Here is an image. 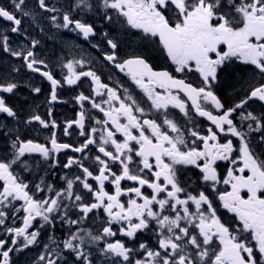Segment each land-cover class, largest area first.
I'll use <instances>...</instances> for the list:
<instances>
[{
    "label": "snow or ice",
    "instance_id": "1",
    "mask_svg": "<svg viewBox=\"0 0 264 264\" xmlns=\"http://www.w3.org/2000/svg\"><path fill=\"white\" fill-rule=\"evenodd\" d=\"M37 2L40 9L59 13V16H51L53 22L60 21L55 24L57 28L71 26V30H79L86 39L96 35L93 24L75 19L70 12L52 7L46 0ZM12 5L15 11L0 6V18L11 22V31L15 33L21 31V19L17 18L16 11L23 16H32L33 20L35 16L23 7L25 0H12ZM74 7L87 11L94 7L102 8L104 19L110 23L119 22L123 17L127 26L139 30L138 39L145 47L153 46L175 66V73L195 72L201 81L200 85L193 86L166 69L154 70L142 55L120 60L118 41L104 32L110 48L105 59L120 72H126L143 90L151 102L146 110L127 90L125 97L121 98L115 89L102 83L94 71L78 72L77 65L82 67L83 61L68 62L67 85H76L81 77H90L96 86V96L103 97L105 92L101 90H106L107 99L101 102L82 93L76 97L81 103L91 99V106L103 113L105 119L96 120L99 127H92L86 135L83 131L85 113L81 111L74 123L86 139L81 146L74 148L58 143L54 134L52 148L49 149L33 140L21 139L18 129L11 130L15 135L10 142L11 158L0 160V180L4 182L0 185V226H5L9 235L24 238L23 242L15 238L11 240L13 246L19 244L15 250L28 248L37 242L39 230L28 232L37 217L54 224V214H62L61 219L78 225L87 219L89 213L102 209L107 214V226L100 234L78 229L63 242V247L74 253L80 264H93L92 252L90 247L86 250V243L95 245L96 251L108 264H264V159L253 151L248 139L249 133L260 132L259 142L264 143V115L240 113L244 121H251L247 124L248 133L238 130L232 118L233 113L243 109L249 101L264 102V0H97L95 5L91 0H76ZM109 10L114 11L115 21ZM36 43L33 41L32 46L35 47ZM0 45L11 56H23L28 69L41 72L36 65L44 64V61L37 60L33 51L12 50L6 35H0ZM236 62L253 66L261 82L251 86L240 103L226 107L215 88L221 73ZM41 74L51 82V101H56V89L63 87L61 81L55 79L50 71ZM17 88V83L0 84L2 93H13ZM32 90L35 93L41 91L39 87ZM181 92L191 101L195 112L207 117L219 132L238 137L240 147L234 148L230 139L221 143L217 132L211 128L207 135L192 130L190 136L194 139L186 140L181 126L170 118L168 112L172 107L184 117L189 116V105L181 99ZM114 102H118V106ZM202 102L221 110L220 114L214 115ZM103 104L108 108L105 109ZM0 113L18 119L17 112L6 104L3 96H0ZM33 121L44 128L50 127L40 115H33L25 123ZM51 126H56L55 121ZM71 126L69 123L65 128L66 134ZM5 128L6 125L0 122V129ZM117 134L122 136V140L117 138ZM197 141L202 142V149L197 146ZM89 145H94L102 154L94 157L98 174L90 171L80 160L69 158L64 167L75 164L82 173L75 180L65 178L66 187L62 191L51 185H35V191L30 192L28 184L14 174L13 165L22 162L21 158L26 154L39 153L45 159H51L52 153L63 149L72 148L75 152L84 153ZM234 151L238 157H233ZM217 161H229L234 166L227 170L226 178L220 176ZM238 162H242V166L236 167ZM187 166L199 169L203 181L211 182L208 186L214 192L221 182L231 186V191L217 195L222 207L238 218V225L229 226L222 222L212 199L204 191L193 195L182 186L178 172ZM88 178L98 186L90 184ZM76 181L94 196L95 202H83L84 197L73 190ZM123 181H131L133 185L122 186ZM106 182L114 185V192L105 189ZM146 189L151 191L146 192ZM242 191L245 195H241ZM40 192L52 195L37 198L36 194ZM121 197H127L126 201ZM65 200L73 201L71 207L82 213L78 219L68 216L69 206ZM16 201L23 203L17 207ZM191 205H194V210ZM20 211L26 213L22 218L23 227L6 226V221L12 218L9 212L16 214ZM112 224H120L123 235L132 239L137 233L152 232L157 237V247L150 248L140 243L144 258H134L136 249L123 241L110 242L107 239L117 235ZM100 242H103V247L99 246ZM6 243L8 241L0 239V264H12L10 253L14 248H5ZM39 260L46 261V264H58V261L66 264V258L59 253L55 259L41 255Z\"/></svg>",
    "mask_w": 264,
    "mask_h": 264
},
{
    "label": "flooded vegetation",
    "instance_id": "2",
    "mask_svg": "<svg viewBox=\"0 0 264 264\" xmlns=\"http://www.w3.org/2000/svg\"><path fill=\"white\" fill-rule=\"evenodd\" d=\"M56 2L68 7V11L65 12H70L75 19H80L84 22L93 24L96 30V35L90 36L86 39L79 30H71V26L70 28L61 27L62 31L58 34L52 30L60 40L59 45L57 37H55L52 32H48L47 28L45 32L50 34L48 40H46L45 37H40L39 39L36 38L35 33H43L41 25L44 23L48 24L46 21H38V25L36 22L33 23L34 20L32 16H23L19 11H16L15 14L17 15V18L21 19V31L14 33L11 31L12 23L0 19V24L9 29L7 37L8 44L12 50H23L24 52L31 50L35 53L37 60L44 61V64L36 65L41 69V72H34L26 67L27 61L23 56H11L10 53L3 51V47L0 45V84L10 82L18 84V88L14 90L13 93L0 92V96H3L6 104L17 112L18 117V119H14L8 117L4 113H0V122H3V124L6 125L5 129H0V160L11 158L13 150L10 147V142L11 139H15V135L11 130L18 129L21 139L33 140L35 143L45 145L49 149L52 148L51 138L54 134L58 143L69 144L74 148L81 146L85 142L86 135L90 132L92 127H99V125L95 123L96 120L105 119L103 113L91 106V99H94L97 102L106 100V90H101L105 92L103 97L96 96V86L90 77H81L76 85H67L65 77L68 73L66 67L68 62L83 61L84 63L82 67L77 65L78 72L94 71L100 76L102 83L107 84L109 88L115 89L118 94L121 95V98H124L127 93H131L142 107L146 110L148 109L151 102L147 99L143 90L132 81L131 77L127 75L126 72H120L111 62L105 59V54L110 51V48L103 36L104 32H108L110 38H114L118 41L119 47L117 52L120 60L128 59L135 55H142L152 65L154 70L166 69L169 72H172V74L178 79H184L186 82L192 83L193 86L200 85L201 78L198 73H175V66L172 65L170 61L166 60L165 56L159 50L151 45L145 47L138 39L139 30L131 29L130 26H127L124 23L123 17H120L119 22L110 23L104 19V15H97V8H94L92 14H88L89 12L85 13V10L79 9L76 11L71 8V6H74L76 0H58ZM35 3L34 0H28L25 3V9L31 12L35 18L39 15H34L33 10L37 9L42 11V13H47L51 16L54 15V13H49L40 9L38 7V2ZM0 6L9 11H15L11 0H9V2L0 0ZM113 19L115 21L116 17L113 16ZM57 22L59 23L60 21L57 20ZM33 27L38 28L35 33L32 29L30 30V28ZM55 27L56 26H54V29ZM33 41L37 42L35 47L32 46ZM13 69H18L19 71H14ZM43 71H50L54 78L60 80L63 85V87H58L56 89L58 99L54 102L51 101V82L41 74ZM260 82L261 78L254 72L253 66H246L240 62H236L221 73L215 91L226 107H234L245 98L246 93L251 86H256ZM35 87L41 89L40 93H35L32 90ZM125 90H127V93ZM156 90L163 92V90L159 88ZM173 91L175 92L176 90ZM81 93L91 99L81 103L76 99ZM180 96L181 99L185 100L189 105V116L184 117L178 109L172 107H169L168 112L170 118L175 119V121L181 126L186 140L191 141L194 139L190 136V131L192 130L198 131L200 135H207V130L211 128L213 131L217 132L221 143L230 139L233 142L234 148L240 147L238 137H233L230 133L219 132L216 126L213 125L207 117H201L195 112L194 108L191 106V101L187 100L184 93L181 92ZM114 103L118 106V102ZM202 103H204L207 110L213 111L214 115L220 114L221 110L213 109L206 102ZM103 106L105 109L108 108L107 104H103ZM81 111L85 113V126L83 131L86 135H81V129L74 123L79 119ZM49 112H51V115H49ZM241 112L245 115L247 112H252L257 116L264 115V102L249 101L243 109H238L237 112L233 113L232 118L237 125L238 130L243 133H248L247 124L251 123V121H244L241 118ZM33 115H40L42 119L50 124V127L44 128L36 121L26 124L25 121L29 120ZM154 115L158 116L156 113H154ZM52 121H55V127L51 126ZM122 122L124 121L122 120ZM69 123H71L72 126L67 128L66 134L65 128ZM253 126L255 127V125ZM5 132H8V135H5ZM261 134L262 133L260 132L249 133L248 139L249 145L253 151L259 155L260 158L264 159V143L259 142ZM117 138L122 140V136L119 134H117ZM197 146L202 149V142L197 141ZM98 154L99 153L94 145H89V148L86 149L84 153L75 152L72 148L63 149L59 152L52 153L51 159H45L39 153L26 154L25 157L21 158L22 162L13 165V171L14 174L18 175L28 184L30 192L35 191V185H40L41 187L51 185L55 190L62 191L66 187L65 178L75 180V177L80 176L82 173V169L75 164L69 168L64 167L69 158L80 160L90 171H93L94 174H98L96 173V168L98 166L94 159ZM232 155L233 157H238L236 151H234ZM238 166H242V162H238L236 167ZM232 167L234 166L231 165L229 161H217V170L223 178H226L227 170ZM113 170H116L115 166H113ZM245 174L248 173L246 172ZM178 176L182 186L186 187L187 191L191 194L196 195L198 191H204L209 195L210 199L213 201V206L217 209V215L222 222L229 226H235L240 223L234 213L228 212V210L222 207V202L218 199L217 193L231 191L230 185H225L221 182L216 186V191L214 192L208 186L211 182L203 181L202 173L199 169L192 166L183 168L182 171L178 172ZM88 182L94 187L98 186L97 182L93 181L91 178H88ZM3 183L4 182L0 180V185H3ZM132 185L133 182L131 181L122 182V186ZM105 189L112 193L114 192V185L106 182ZM73 190L84 197V203L95 202L94 196L88 193L86 189H83L79 181L75 182ZM145 191L150 192L151 190L146 189ZM36 195L37 198H47L52 194L40 192ZM241 195H245V192L242 191ZM126 199L127 197H121L122 201H126ZM22 203V201H16L15 205L20 207ZM72 203L73 201L65 200V204L69 206L68 216L75 220L78 219L82 213H80L77 208L71 207ZM191 207L194 210V205H191ZM25 215L26 213L23 211L16 214L9 212V216L12 218L6 221V226L14 228L23 227L22 218ZM54 215H56L54 224L45 223L40 217H37L36 220L33 221L32 227L28 229V232L30 233L39 230L42 235L38 236L35 244L28 248H23L22 250H15L19 247V244L13 246L11 240L15 238L19 242H23L24 238H16L14 237V234H7L5 232V226H0V239L8 241V243L5 244V248H14V251L10 253L12 264H32L34 262L33 260H36V254L39 253L41 247L46 248L50 239H56L58 246L63 247V238L66 237V231L69 228L76 230H93L94 235H97L98 218L102 221L103 225L107 226V214L104 213L102 209L99 212L89 213L87 219L83 220L78 225L67 223L65 219H61L60 216L62 214ZM41 225H43V227H41ZM112 227L113 230L117 232V235L115 237H110V239L108 238V240L110 242L120 240L125 242L128 247L136 249V252L133 254L136 259L144 258L142 250L139 249L140 243H145L150 248L157 247V237L150 231L137 233L136 238L132 239L123 235V232L120 231V224H112ZM216 244H219L218 240L216 241ZM252 244H255V241H252ZM53 246L54 244L52 241L51 245L49 244L48 246L51 247L50 250H47L46 252L51 254V252L57 250ZM40 252L43 253L44 251ZM67 253L68 252L62 251L60 254L65 256Z\"/></svg>",
    "mask_w": 264,
    "mask_h": 264
},
{
    "label": "rangeland",
    "instance_id": "3",
    "mask_svg": "<svg viewBox=\"0 0 264 264\" xmlns=\"http://www.w3.org/2000/svg\"><path fill=\"white\" fill-rule=\"evenodd\" d=\"M2 1L9 2V0H2ZM27 1L28 0H25V3ZM34 1L37 3V0H34ZM56 1H58V0H46V2L50 6L55 7L57 9H60V10L68 11V7H66L65 5H61L60 3H57ZM11 2H12V0H11ZM91 3H93L95 5L96 4V0H91ZM74 6H75V3H74ZM74 6L73 7L71 6V8L73 10L78 11L79 8H75ZM23 7L25 8V5ZM94 8L91 11L85 10V13L89 12L88 14H92L93 11H94ZM33 13H34V15H39L38 17L35 18V20H34L33 23L36 22L38 24V21H42V22L43 21H46L48 23V24H45L44 23V24L41 25V28H42L43 33H35L38 30V28H35V27L30 28V30L32 29V31L35 33V36H36L37 39H39L40 37H45L46 40H48V37L50 36V34L48 32H52L54 34V32L52 31V30H54L58 34V33H60L62 31L61 30L62 28L55 27V29H54L55 24L58 23V22L57 21L56 22H53L51 20V15H48L47 13H42V11H40L38 9L37 10H33ZM109 14L110 15H113L114 17H116L114 11H112V10H109ZM54 15L59 16V13L58 12L57 13H54ZM97 15H104V10L102 8H97ZM45 17H47V18H45ZM46 28L48 29V32L47 33L45 32L46 31ZM8 31H9V29L7 27H5V26H3V25L0 24V35H6L7 36V32ZM30 33H32V32H30ZM54 35H55V37H57L56 34H54ZM53 40H56V39H53ZM57 41L59 42V45H60V40H59L58 37H57ZM45 46H46V43H45ZM104 226L105 225H103L102 224V221L98 218V220H97V234H100V232L102 231V228ZM84 230L85 231H88L87 229H84ZM77 231H78V229L76 230V229L69 228L66 231V237H64L63 240L65 241V240L69 239L71 237V235L73 233H76ZM90 231L94 234V231L93 230H90ZM41 235L42 234L40 233L39 236H41ZM81 235H83V233H81ZM108 238L110 239V237H108ZM52 241H55V242H53V244H54L53 247L55 249H57V250H55L54 252H51V254H49L46 251L47 250H50L51 247H48V246H49V244L51 245V242ZM74 243H78V241H74ZM48 246H46V248L45 247L44 248L41 247V249L39 250V253L36 254L37 255L36 260H33L34 261L33 262L34 264H46V261H40L39 260V257L41 255H45L46 257H50V258L55 259L56 254L57 253L60 254L62 251L68 252L66 254V256L67 255H71L73 257L74 260L73 261L71 260L72 262H74L75 264H80V261L76 259V256H75L74 253H71L70 250L65 249L64 247H59L58 246V242L56 243V239L55 240L54 239H50L49 240V243H48ZM99 246L100 247H103V242H100V245ZM85 247H86V250L90 247V250L92 252V257L91 258L93 260V264H108V261H105L104 258L102 257V255L99 252L96 251V246L95 245H91L90 246V245H88L86 243ZM40 251H44V252L42 253ZM63 257H65V256H63ZM26 261L29 262L28 260H26ZM66 262H68V261L66 260ZM58 264H65V262L64 261H58ZM66 264H69V263H66Z\"/></svg>",
    "mask_w": 264,
    "mask_h": 264
},
{
    "label": "trees",
    "instance_id": "4",
    "mask_svg": "<svg viewBox=\"0 0 264 264\" xmlns=\"http://www.w3.org/2000/svg\"><path fill=\"white\" fill-rule=\"evenodd\" d=\"M66 263L73 264V262H72V261H68V262H66Z\"/></svg>",
    "mask_w": 264,
    "mask_h": 264
},
{
    "label": "bare ground",
    "instance_id": "5",
    "mask_svg": "<svg viewBox=\"0 0 264 264\" xmlns=\"http://www.w3.org/2000/svg\"><path fill=\"white\" fill-rule=\"evenodd\" d=\"M96 27H99V26H96ZM101 27V26H100ZM105 27V26H104Z\"/></svg>",
    "mask_w": 264,
    "mask_h": 264
},
{
    "label": "water",
    "instance_id": "6",
    "mask_svg": "<svg viewBox=\"0 0 264 264\" xmlns=\"http://www.w3.org/2000/svg\"><path fill=\"white\" fill-rule=\"evenodd\" d=\"M6 21V20H5Z\"/></svg>",
    "mask_w": 264,
    "mask_h": 264
}]
</instances>
